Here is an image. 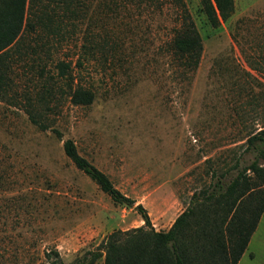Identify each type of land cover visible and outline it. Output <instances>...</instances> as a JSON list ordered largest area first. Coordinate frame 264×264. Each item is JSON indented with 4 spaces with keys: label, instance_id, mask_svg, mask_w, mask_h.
I'll use <instances>...</instances> for the list:
<instances>
[{
    "label": "rangeland",
    "instance_id": "374dc122",
    "mask_svg": "<svg viewBox=\"0 0 264 264\" xmlns=\"http://www.w3.org/2000/svg\"><path fill=\"white\" fill-rule=\"evenodd\" d=\"M234 3L217 28L200 0H75L70 10L58 2L51 28L25 27L0 89V264H48L54 251L75 264L112 232L144 226L139 204L156 231H168L195 193L254 159L246 143L264 129V0ZM185 8L204 45L188 76L171 53ZM59 62L70 65L72 87L94 92L92 104L71 102ZM68 140L133 207L74 165ZM249 252L264 264V219Z\"/></svg>",
    "mask_w": 264,
    "mask_h": 264
},
{
    "label": "trees",
    "instance_id": "16d2710c",
    "mask_svg": "<svg viewBox=\"0 0 264 264\" xmlns=\"http://www.w3.org/2000/svg\"><path fill=\"white\" fill-rule=\"evenodd\" d=\"M75 0H0V89L8 86L6 57L9 50L21 38L26 26H53L50 8L60 2L70 10ZM208 22L213 28L227 21L235 11L234 0H200ZM34 9V22L26 18L27 10ZM28 21V25H27ZM203 40L191 15L184 9L180 26L171 41V53L178 74L194 73L203 54ZM58 78L69 85V98L76 105H90L94 92L81 85L72 87L70 65H56ZM56 90L46 89L52 98ZM45 95L41 97L44 100ZM34 124L46 129L35 114L30 115ZM254 154L248 164L238 160L233 166L236 175L225 182L230 170L221 173L219 179L207 189L195 193L190 205L182 212L168 231H156L143 205L135 208L141 214L144 226L112 232L97 251L76 260L75 264H95L104 258V264H238L248 248L264 213V129L247 140ZM65 154L74 165L94 181L116 204L133 207L135 201L118 190L110 178L78 154L75 145L64 143ZM239 162V163H238ZM101 250V251H100ZM50 263L64 264L57 251L48 254Z\"/></svg>",
    "mask_w": 264,
    "mask_h": 264
},
{
    "label": "crops",
    "instance_id": "0c3cea01",
    "mask_svg": "<svg viewBox=\"0 0 264 264\" xmlns=\"http://www.w3.org/2000/svg\"><path fill=\"white\" fill-rule=\"evenodd\" d=\"M263 219H264V213H263V215H262V218H261V220H260V222H259V225H258V227H257V229H256V231H255V233L253 234V236H252V238H251V240H250V243H249V245H248V248H247L246 251L244 252V254H243V256H242V258L240 259V261H239L238 264H253L255 256H254V253H253V252H249V248H250L251 243H252V241L254 240V238H255L257 232L259 231V227H260V225H261V222H263Z\"/></svg>",
    "mask_w": 264,
    "mask_h": 264
}]
</instances>
